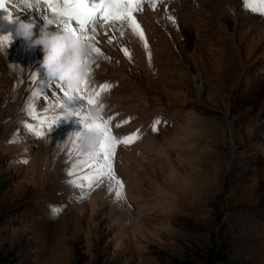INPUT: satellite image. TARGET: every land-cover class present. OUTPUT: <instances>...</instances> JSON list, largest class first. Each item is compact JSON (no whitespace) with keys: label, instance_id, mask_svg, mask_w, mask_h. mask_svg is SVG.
<instances>
[{"label":"rangeland","instance_id":"obj_1","mask_svg":"<svg viewBox=\"0 0 264 264\" xmlns=\"http://www.w3.org/2000/svg\"><path fill=\"white\" fill-rule=\"evenodd\" d=\"M6 1L0 251L13 264H264V16L245 10L243 0H144L133 15L147 46L127 19L115 28L101 20L89 28L90 39L78 36L87 49L79 57L85 74L73 87L50 79L42 48L16 35L20 20L34 23L37 36L48 19L51 31L69 32L58 13L36 0L7 10ZM104 84L111 87L97 98ZM78 95L82 115L110 119L118 138L139 134L116 150L122 199L108 180L92 188L69 184L71 171L81 178L93 172L76 165L98 150L101 133L95 150L81 139L74 152L82 125L71 117L42 136L29 131L38 124L32 109L51 122L64 115L59 104ZM52 207L62 211L54 215Z\"/></svg>","mask_w":264,"mask_h":264},{"label":"snow or ice","instance_id":"obj_2","mask_svg":"<svg viewBox=\"0 0 264 264\" xmlns=\"http://www.w3.org/2000/svg\"><path fill=\"white\" fill-rule=\"evenodd\" d=\"M9 2V0H8ZM144 0H125L127 7H125L123 12H114L112 7L107 0H62V4H54L53 0H36V3L40 6L47 5L52 12L58 13L61 17L60 24L64 29H67L73 33L79 32L84 35V39L88 40L91 37L87 35L89 28H95V25L98 24L101 20L111 22L112 27H119L117 21L127 19L129 26L133 31L145 41V46H147L146 38L143 34V29L140 27L139 23L136 21L133 12L140 8ZM5 0H0V9L4 8ZM243 6L245 10H250L255 13H259L264 16V0H243ZM153 7L155 4L153 3ZM13 17L10 12H8L7 19L11 20ZM78 25L77 27L72 26V22ZM58 31L61 30V27H57ZM10 35L0 36V45L5 43H10ZM93 51L99 54L100 50L93 47ZM125 54L129 55L130 53L127 49H124ZM87 84V81H84ZM55 84V81L53 82ZM65 87H70L66 85ZM111 86L104 84L101 86L99 92L96 93L98 98L100 93L106 91ZM81 96H76L71 101H65V103L59 104L61 112L64 114L59 119H56L51 122H46L45 119H42L34 109L30 111V115L33 120H37V125H28L29 131L33 132L36 135H44L46 131L54 124H58L60 119H74V122L78 125H82L76 133H74V142H73V151L76 152L75 141L81 140L84 138L87 132L89 131H99L104 139L99 143L98 150L92 153L87 154V158L77 162V168L87 166L93 169L91 174L84 175L82 178L77 175L75 170L69 173L70 176L74 179L69 180L70 186L74 188H92L93 185L99 184L104 180L110 181V190L114 191L117 199L124 198L123 182L119 180L115 175L114 169V159L116 155V150L118 145L124 144L128 145L135 142L139 139V134H129L123 137H117L112 131L111 120H103L102 117H91L90 115H82V109L86 106L84 104H79ZM87 104L97 103L96 98L92 97H83ZM47 123V128H41L40 125ZM123 123H127L124 121ZM159 123V121H157ZM122 124H117L116 127H121ZM86 182V183H85ZM112 185H115V188H112ZM62 211L59 207H52V212L54 215H58Z\"/></svg>","mask_w":264,"mask_h":264},{"label":"clouds","instance_id":"obj_3","mask_svg":"<svg viewBox=\"0 0 264 264\" xmlns=\"http://www.w3.org/2000/svg\"><path fill=\"white\" fill-rule=\"evenodd\" d=\"M29 7L34 0H26ZM53 20H46L40 34L35 33L36 25L30 21L20 20L16 27V35L25 39L30 45L40 46L44 52L43 67L47 76L53 80L69 81L73 87L77 86L85 74V69L79 64V57L86 51L83 42L71 32H54L50 30ZM0 54L4 50L0 48ZM99 113H91L96 117ZM99 131H89L83 138V147L89 151L95 150L101 140Z\"/></svg>","mask_w":264,"mask_h":264},{"label":"bare ground","instance_id":"obj_4","mask_svg":"<svg viewBox=\"0 0 264 264\" xmlns=\"http://www.w3.org/2000/svg\"><path fill=\"white\" fill-rule=\"evenodd\" d=\"M11 2H16V3H18V4H20V5H24V6H27V4L25 3V1L24 0H9V2H8V0L6 1V9L7 10H9V7H10V3ZM56 2V4H62V0H54V3ZM44 6V5H43ZM42 6V7H43ZM27 7H29V6H27ZM44 8V7H43ZM30 11L32 12V15L33 16H38V14H37V10H34L33 11V9L32 8H30ZM45 12V11H44ZM56 22H57V20H56ZM16 22H14L13 23V26L15 27V24ZM45 23V22H44ZM58 24H59V22H57ZM74 24H76V23H74ZM77 25V24H76ZM78 26V25H77ZM5 27H7V25L5 26ZM78 28V27H77ZM55 30V32H58L56 29H54ZM69 32H71V31H69ZM72 34H74L76 37H78L79 35H80V33L79 32H77V33H73V32H71ZM81 37V36H80ZM52 159H53V156H47V158H46V160L43 162V167H44V170H45V172L46 171H49V170H51L52 169V165H51V163L52 162H50V160L52 161ZM66 171V168L65 169H63V168H61V165L58 167V175H62L64 172Z\"/></svg>","mask_w":264,"mask_h":264},{"label":"trees","instance_id":"obj_5","mask_svg":"<svg viewBox=\"0 0 264 264\" xmlns=\"http://www.w3.org/2000/svg\"><path fill=\"white\" fill-rule=\"evenodd\" d=\"M215 253L217 254L216 257L218 259L223 261L227 260L226 256L223 254L222 251L217 250ZM13 263H14V258L10 254L0 251V264H13ZM185 264H193V263L186 262Z\"/></svg>","mask_w":264,"mask_h":264},{"label":"built area","instance_id":"obj_6","mask_svg":"<svg viewBox=\"0 0 264 264\" xmlns=\"http://www.w3.org/2000/svg\"><path fill=\"white\" fill-rule=\"evenodd\" d=\"M196 87H197L198 89H200V87H201V81L196 80Z\"/></svg>","mask_w":264,"mask_h":264}]
</instances>
